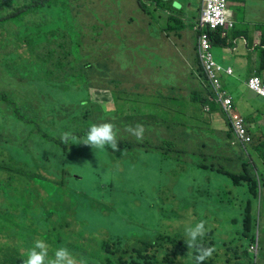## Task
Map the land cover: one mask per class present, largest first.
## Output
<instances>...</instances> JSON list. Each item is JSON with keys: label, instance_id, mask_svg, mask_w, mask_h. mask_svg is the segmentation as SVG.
Masks as SVG:
<instances>
[{"label": "rangeland", "instance_id": "rangeland-1", "mask_svg": "<svg viewBox=\"0 0 264 264\" xmlns=\"http://www.w3.org/2000/svg\"><path fill=\"white\" fill-rule=\"evenodd\" d=\"M161 1L156 0L160 5ZM143 2L151 15L142 11L146 5ZM50 5H37L32 8L33 14L6 22L0 30V111L5 112H0V131L5 133L0 144L10 145L13 141L21 152L18 161L8 156L0 161V172L10 180L25 174L35 178L26 194L27 200L19 194L27 192L23 186L17 187L19 193H13L24 203H1L0 197V264H23L27 249L37 239L48 245L50 257L58 247L65 246L74 257L82 252L86 264H116L119 255L106 254L105 245L124 253L140 249L141 243H150L162 251L171 247L173 240L185 242V227L201 220L208 230L212 228L208 235L212 237L213 232L214 239L210 241L214 248L222 243L230 248V255L224 252L226 259L232 258L231 254H240L252 240L262 248L256 204L250 213V224L247 226L245 222L246 188L236 187L226 176L200 167L203 163L232 173L241 172L238 162L227 160L225 149H230L229 138L214 132L211 126L214 116L206 114L201 103H193L190 123L172 139L159 135L160 127L154 123L146 127L149 132L143 140L137 141L123 133L116 120L106 122L121 128L116 127L119 151L93 149L79 141L65 144L60 139L66 131L83 138L91 123H99L92 119L87 125L83 115L73 111L74 107L81 112L92 110L94 103L90 100L101 102L103 97H111V101L104 100L102 105L115 109L110 103L117 97H192L191 90L201 94L204 78L198 72L193 19L187 22L179 16V20L167 21L153 0H142L139 5L137 0H54ZM22 6L15 5L14 9ZM228 9L238 14V20L234 18L235 28L226 31V44L245 48L246 39L233 40L236 30L246 28L241 9L232 5L231 0ZM180 26L186 29H178ZM22 41L30 51H24V45L18 50ZM53 49L61 60L49 58ZM75 49H79L78 55L75 54L77 61H73L71 54ZM31 51L36 53V61L26 60L25 55ZM213 51L215 59L223 64L239 53L230 54L221 44L215 45ZM17 66L24 71L12 79L8 70ZM32 68H57L56 73L64 74L46 82L66 85V89L56 94H40L44 84L31 78ZM250 73H236L228 78L227 88L235 92L244 117L257 111V120H261L264 100L249 107L248 98L234 91L245 89L240 83ZM87 85L94 87L92 97L77 94L76 87ZM60 98L75 102L73 106L65 105ZM84 100H88L86 106H82ZM152 102L154 107L167 104L156 98ZM168 104L192 102L177 98ZM217 119L221 121L222 115ZM44 133L47 137H43ZM125 140L131 143L126 144ZM210 140L213 145L210 150L207 145L206 154L201 156L198 144ZM232 149L238 152L237 148ZM208 150L211 156L207 155ZM245 161L246 157L241 158L240 163ZM62 162L68 165L71 176L60 170ZM50 165L57 170L55 178L59 183L63 180L70 186L72 205L69 201L68 204L76 208L65 218L78 222L82 233L60 232L65 222L61 221L59 198L55 190L44 185L47 177L44 172ZM199 179L203 180L202 189L207 187L209 192H198ZM2 183L0 180V190ZM39 189L44 196L36 192ZM237 190L239 197H234ZM94 197L100 198L102 204L92 213L88 205ZM124 224H129L130 229H125ZM223 234L228 235L232 244L218 240ZM217 253L215 250L210 258ZM262 257L259 255L256 264H260ZM155 260L154 264H173L163 263L158 256ZM176 262L194 264L188 256L179 257Z\"/></svg>", "mask_w": 264, "mask_h": 264}, {"label": "clouds", "instance_id": "clouds-1", "mask_svg": "<svg viewBox=\"0 0 264 264\" xmlns=\"http://www.w3.org/2000/svg\"><path fill=\"white\" fill-rule=\"evenodd\" d=\"M13 0H0V4L5 2H11ZM142 0H137L138 5L140 4ZM145 2H148L150 0H144ZM154 3L157 4L156 0H153ZM226 4L224 15L222 16V19L217 22H205L202 20V17L204 13L211 12L218 4V0H199V6L196 13V17L192 18V28H194V31L196 32V52L198 57V72L200 75L204 78V85L203 89L206 84L209 85L213 96H210L208 99L210 102H213L217 105L219 108L218 112L212 111L211 104L210 103H202V101L198 100L199 97H194L195 90H191L192 97H171V99H168L167 97H117V100L113 101L112 105H114L116 108L113 109L110 107H104L102 105L103 101H111V97H103V100L100 102L101 105L104 108L103 117L100 119L99 123H91L87 129V132L83 138L77 137L73 132L66 131L61 134V141L65 144H68L70 141L72 144H76L77 141H79V144H83L86 146H91L93 149L98 150H106V148H111L114 151H119V142H118V130L116 129L115 124L111 122H106L107 120H116L119 125L123 128L124 132L126 134H130L132 137H134L137 141H142L144 138V134L148 133L149 130H147V126H151L154 123H156L159 128V135L173 138L174 135H177L176 133H172L171 130L175 129L179 133L181 132V129H186L188 124L190 123V119L193 117V103L199 102L202 104L203 111L210 115L214 116V120H218L217 116L220 114L222 115L224 122L227 125V138H229V141L231 142L229 145L230 149H225V152H227V160L229 162H235L239 164L240 166V173H232L226 170H223L221 168H214L213 165L207 166L205 164H201L200 167L203 169H210L211 171H214L218 174L224 175L227 178H229L232 181V184H234V180L229 175H243L244 173V166H248V170L252 173V177L254 179V183H256L257 186V195L256 197H253L251 194V185L247 184L246 182L241 183L240 185H235L236 187H243L247 186L249 189V195L251 198L245 203L244 208V214L246 217V208L249 202H251V211L253 212L254 205L259 201V183L262 182L261 179V172L259 167L255 164L254 161V152L253 149H257L259 152H264L262 150V143H260V140L256 139L258 138L257 135L254 133L256 138L250 131L248 130L246 117L242 115V110L239 107V104L237 103V97L235 92H232L228 90V78L235 77V70L232 67V64L227 61L225 64L220 63L218 60L215 59V53L213 51L214 46L217 44L224 45L226 47V51L230 54H233L236 51V47H232L228 44H226L227 40V30L234 29L235 23L233 14L228 9V0H224ZM162 4L158 6L162 9L161 12H163L164 15H166L167 21L172 20L171 16L174 14H177L181 16L180 10L183 11V8L176 9L169 0H162ZM144 3V2H143ZM22 7L18 9H14L15 5H21ZM146 4V3H144ZM37 5H49V0H20L19 2L11 4L9 7L2 6V9H5L8 12L12 11L11 16L7 19L6 22H11L12 20H15L16 18L25 15V14H33L35 11L32 9L33 7ZM148 7V5L146 4ZM149 8V7H148ZM24 9H27L25 12H22ZM143 11V10H142ZM162 18V17H159ZM182 20L189 21L183 19ZM1 20V17H0ZM160 20V19H159ZM1 30V26H0ZM167 30L172 33L173 29L168 26ZM216 34L220 36V39L223 41L220 42H214V39L212 38L213 35ZM1 38V35H0ZM181 38V37H179ZM239 38L234 37L233 40L237 42ZM182 43V42H181ZM24 45L26 49L24 51L28 52L30 51V47L26 45V42L22 41V43L19 45L18 50H20V46ZM238 44H236L237 46ZM261 46H259L262 50H264V40L262 39V42L260 43ZM258 47V48H259ZM236 48V49H235ZM21 51V50H20ZM57 50L53 49V51L49 54V58L53 60L60 59V56L56 55ZM73 53H75L73 51ZM74 60L71 58H68L73 61H77L75 55ZM264 53V52H263ZM76 54V53H75ZM27 57L26 60L30 61H36L37 56L35 51H31V53L25 55ZM67 59V58H66ZM67 59V60H68ZM58 69L57 68H46V69H34L32 68L30 70L31 78L35 81H40L41 79H44L45 81H51L54 77L57 75L62 76V72L56 73ZM11 74V78L14 79L17 73L23 72L24 69L21 66L12 67L9 69ZM52 71L53 76L50 79V76L48 75V72ZM47 72L45 75L44 73ZM264 55L260 56V59L258 63L254 67L253 73H250V75L247 77L245 81H242L240 84L244 86V90L250 91L255 93L257 96H260L261 99H264ZM47 82H42L44 84V87L41 91L44 92V94H56L59 90L64 91L66 89V85H57V84H51ZM191 87H194L192 84H189ZM54 86V87H53ZM81 88H85L88 90V93L90 94V97H92L91 90L94 88L91 85L83 86V87H76L77 94H79L81 97H83V93L79 92ZM238 95L242 96V91L239 89L234 90ZM105 92V91H102ZM206 93L205 89L201 93V95H204ZM187 95V92H186ZM158 99L161 102L167 103L164 106L160 107H154L152 100ZM177 98L191 101L192 104L187 105H173L168 104L171 102L177 101ZM63 104L68 105L70 104L73 106L75 99L73 100H67L65 98L59 99ZM119 100V103H118ZM99 102V101H98ZM86 104V102H85ZM166 106H183L187 111V116H178L176 113H173L172 111H165L163 108ZM120 110V112H119ZM4 112V111H0ZM5 113V112H4ZM161 113V114H159ZM189 113V114H188ZM105 115V116H104ZM213 120V121H214ZM211 121V123L213 122ZM219 121V120H218ZM180 122L182 125L180 126H172L174 123ZM171 126L169 131L165 130V126ZM120 128V127H118ZM121 129V128H120ZM215 132V131H214ZM3 136H5V133L0 131ZM184 133V132H183ZM218 133V132H215ZM221 134V133H219ZM222 135V134H221ZM126 144H129L131 142L129 141H123ZM201 144V143H199ZM198 144V145H199ZM205 144V147H199L200 155L206 154V148L207 145L210 147L213 145V141L210 140L208 143ZM237 148L238 152L234 151L232 148ZM201 150H204L201 151ZM208 150L207 155L211 156L210 151ZM178 153V152H177ZM123 155V153H122ZM246 157V161L240 163L241 158ZM5 161V160H4ZM3 162V161H2ZM50 162V161H48ZM252 170L256 172L254 175ZM46 176L47 171L44 172ZM55 178V176L53 177ZM0 180H2L5 183H14V185L17 184V187L19 186V176L16 178L10 180L7 178L6 174L1 171L0 172ZM202 179L198 180V183L201 184V187L199 188V193H207L209 192L207 187L205 189H202ZM41 189V188H40ZM43 189V188H42ZM44 190V189H43ZM41 192V191H40ZM40 196H44L41 195ZM48 198L47 196H45ZM198 205H200L198 203ZM208 230L206 228V222L204 220H201L193 225H188L184 229L185 233V243L186 247L188 249L187 256L191 257L194 261V264H204L205 261H210L211 256L217 251V248H214L213 245L210 244V238L208 235ZM209 242H207V241ZM174 242V241H173ZM143 244V243H141ZM154 244H152L153 247ZM172 248V249H170ZM156 247L149 250H154ZM133 250H136L135 248ZM138 250V249H137ZM173 250V245L168 248H164L162 251L157 248V252H161L159 255L161 258H164V253L167 251ZM245 254L249 257L251 264H256L258 261L259 255H262V248L260 247L259 243L252 240L249 242L243 250ZM242 252V251H241ZM210 258V259H208ZM213 258V257H212ZM23 264H86V261L84 258H80L77 260L76 257L73 256V254L70 252V250L65 246L58 247L54 254L50 257L49 256V250L48 245L40 239L35 240L33 246L26 251V256L22 260ZM214 264H217L216 259L214 258V261L212 262Z\"/></svg>", "mask_w": 264, "mask_h": 264}, {"label": "trees", "instance_id": "trees-1", "mask_svg": "<svg viewBox=\"0 0 264 264\" xmlns=\"http://www.w3.org/2000/svg\"><path fill=\"white\" fill-rule=\"evenodd\" d=\"M20 0H13L11 2H5L0 4V9H2L1 7L7 6L9 7L11 4L19 2ZM51 1L54 0H49V4ZM158 6H160V4L158 3ZM27 9H24L22 12H25ZM143 12L145 14H149L151 15L152 12L151 10L145 5ZM12 11L8 12L5 9H2L1 13H0V26H3L7 19L11 16ZM172 20H179V15L174 14L171 16ZM180 30H185L186 28H184L183 26L177 27ZM35 35H38L37 32H35ZM195 38H197V36H195ZM214 42H220L223 41L220 39V36L214 34L213 37ZM74 52L76 53V55H78L79 53V49H75ZM73 53V52H72ZM75 53H73L75 55ZM78 59V58H76ZM61 59H58L57 61H59ZM47 72L44 73V75ZM48 75L51 77L53 76V72L49 71ZM41 82H46V81H42L40 78ZM54 87V86H53ZM206 93L204 95L198 94L197 92H195L194 97H199L198 100L202 101V103H210L211 104V108L212 111L218 112L219 108L217 107V105L213 102L209 101V97L213 96V93L209 87L208 84L205 85L204 87ZM40 94H44L43 91H39ZM79 92L83 93V97H90V94L88 93V90L85 88H81ZM86 102V104H85ZM91 103H94L93 105V109L89 110L87 112H81L80 109H76L75 107L73 108V111L77 114H82L84 117V122L89 125L90 121L93 120H97L100 121V119L103 117V113H104V108L101 105L100 102L96 101H92L90 100ZM88 104V100H84L82 102V106H86ZM47 133L43 134V137H47ZM0 138H3L2 133H0ZM7 156L14 160V161H18L21 157V152L19 150V148L15 145V143L12 141L11 144H5L2 143L0 144V161H4ZM93 158V157H91ZM30 162V161H29ZM248 166H244V173L243 175H229L234 181L235 185H240L241 183H247L251 185V194L253 195V197H256L257 195V186L256 183H254V179L252 177V173L248 170ZM60 170L65 176L67 175V171H68V175L71 176L70 174V169L68 167V165L65 162H62L60 165ZM57 170L53 168L52 165H50L48 171H47V177H45V181H44V185L45 187L55 190L58 198H59V203H60V213L63 217V219L61 221H64V225H62V228H60V232L61 233H65L66 231L70 234H74L76 235L77 233H82V227L81 225L76 222L75 220H69L67 221L65 218V215L69 212H71L72 210H75L76 207L72 208L70 205H72V198H71V190H70V186L62 180L60 181L61 184L59 183V181L55 178L53 179V177L55 176ZM253 174L255 175L256 172L254 170H252ZM38 176H36L37 178ZM35 178L32 175H28L25 174V176H19V186H23L25 188V190L27 192L25 193H19L17 190V184L14 185V183H2V190H0V197H3V199L1 200V203L4 202H19V203H24L22 198L16 197L13 193L14 191H17L20 195H23L24 200H27V195L31 189H32V185L31 182H34ZM43 188V187H42ZM66 189H67V193H66ZM37 193H40V189L36 191ZM63 199H67L66 201H62ZM69 201V204H68ZM98 204H102L100 198L94 197L92 198L90 204L88 205L90 211L92 213H94V208L98 205ZM81 206V205H80ZM250 210H251V202L248 203L247 208H246V218H245V222L247 224V226L250 224ZM74 224H76V226L78 227V230H74ZM125 225V229H130L129 224H124ZM79 227H80V231H79ZM246 232H249L250 229H245ZM173 250L171 251H167L164 253V258H161L159 255L161 254V252H157V248L154 250H149L152 247V244L150 243H143L140 249H136V250H132L131 252L129 251H125L124 253H120L118 251H112V248L110 245H105V252L108 255H119V258L116 262V264H154V262L156 261V257H160L161 260L163 261V263L165 262H169L172 261L173 264H180L177 263V259L179 257H185L187 256L188 253V249L186 247V243L181 241V240H173ZM83 257V253L79 252L78 254H76V258L79 260L80 258ZM129 257V258H128ZM205 264H214L210 261H205Z\"/></svg>", "mask_w": 264, "mask_h": 264}, {"label": "crops", "instance_id": "crops-1", "mask_svg": "<svg viewBox=\"0 0 264 264\" xmlns=\"http://www.w3.org/2000/svg\"><path fill=\"white\" fill-rule=\"evenodd\" d=\"M174 6L178 8H183V11L180 10L181 16L183 19L188 20L189 18H195L196 13L199 6V0H179V2L172 1ZM231 4L239 7L241 9V20L244 25V29L236 30L235 37L239 39H246V47L240 49L239 45L236 46V51L238 55L234 60H229L232 64L235 73H253L255 65L258 63L260 56L264 55V50L259 49L261 46L260 43L262 39L264 40V23H260L258 21H264V0H231ZM233 18L238 20V14L236 12H232ZM248 33V34H245ZM241 97H247L248 102L247 105L251 107L252 105H256L260 102L261 97L257 96L255 93L243 90ZM171 99V97H167ZM264 100V99H263ZM240 109L243 111V106L239 104ZM165 111H172L176 113L178 116H187V111L183 106H166L163 108ZM189 114V113H188ZM259 117V113L257 111L253 112L246 119L248 130L250 133L257 135L258 138L254 135V137L260 140L262 143V150H264V114L261 120H257ZM182 123L177 122L172 126H180ZM165 126V130L169 131L171 126ZM211 126L214 127V131L221 133L224 136H227V125L223 121L214 120L211 123ZM172 133L179 134L175 129L171 130ZM199 147H205V144L201 143L198 145ZM254 152V161L255 164L259 167L261 172L262 182L259 183V201L256 203V214L258 221V228L260 230V234L262 235V260L260 264H264V152H259L257 149H253ZM235 186V185H234ZM245 195L247 198L245 199V203L251 198L249 195V189L247 186ZM234 197H239L238 190ZM212 230V228L210 229ZM212 239L213 238V232ZM227 234H223L218 240L222 239L223 242H229L230 239L227 238ZM217 240V241H218ZM233 242V241H232ZM232 242L227 243L228 245L232 244ZM213 245L212 242H210ZM243 247V246H242ZM228 251L230 255V248L226 246L224 243L221 245H217V254H216V262L217 264H251L249 257L242 251L240 254H231L232 258H224V252ZM214 258H211L210 262H213ZM205 264V263H204Z\"/></svg>", "mask_w": 264, "mask_h": 264}, {"label": "built area", "instance_id": "built-area-1", "mask_svg": "<svg viewBox=\"0 0 264 264\" xmlns=\"http://www.w3.org/2000/svg\"><path fill=\"white\" fill-rule=\"evenodd\" d=\"M226 8L224 0H218L217 6L209 13H204L202 20L205 22H217L222 19Z\"/></svg>", "mask_w": 264, "mask_h": 264}]
</instances>
